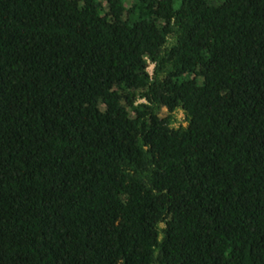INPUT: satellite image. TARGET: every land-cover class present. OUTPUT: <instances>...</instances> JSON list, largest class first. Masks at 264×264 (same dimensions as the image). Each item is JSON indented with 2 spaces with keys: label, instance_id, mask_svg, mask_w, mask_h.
<instances>
[{
  "label": "trees",
  "instance_id": "16d2710c",
  "mask_svg": "<svg viewBox=\"0 0 264 264\" xmlns=\"http://www.w3.org/2000/svg\"><path fill=\"white\" fill-rule=\"evenodd\" d=\"M0 264H264V0H0Z\"/></svg>",
  "mask_w": 264,
  "mask_h": 264
},
{
  "label": "rangeland",
  "instance_id": "374dc122",
  "mask_svg": "<svg viewBox=\"0 0 264 264\" xmlns=\"http://www.w3.org/2000/svg\"><path fill=\"white\" fill-rule=\"evenodd\" d=\"M212 2H216L218 0H210ZM127 2V1H126ZM145 65H146V69L149 73H152V69H153V63L149 60V59H145ZM138 102H145V100L143 99H139ZM167 113V109L166 107L162 106L159 110V115L160 116H165ZM186 117H185V113L181 110V109H177L176 111H174V126H178V125H185L186 124Z\"/></svg>",
  "mask_w": 264,
  "mask_h": 264
}]
</instances>
